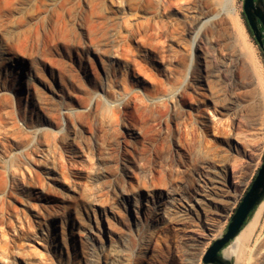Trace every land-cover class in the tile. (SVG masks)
<instances>
[{"label": "rangeland", "instance_id": "obj_1", "mask_svg": "<svg viewBox=\"0 0 264 264\" xmlns=\"http://www.w3.org/2000/svg\"><path fill=\"white\" fill-rule=\"evenodd\" d=\"M244 1L0 0V264H206L264 148V52ZM231 63L234 107L217 112L192 79L217 68L222 95ZM194 115L203 155L226 169L217 182L198 174L193 149L185 171L164 168L178 167ZM133 156L140 174L124 167ZM132 184L170 192L172 207L133 206ZM258 238L264 212L248 246ZM261 258L255 249L248 264Z\"/></svg>", "mask_w": 264, "mask_h": 264}, {"label": "bare ground", "instance_id": "obj_2", "mask_svg": "<svg viewBox=\"0 0 264 264\" xmlns=\"http://www.w3.org/2000/svg\"><path fill=\"white\" fill-rule=\"evenodd\" d=\"M192 46H194L195 48H200V46H201V39L199 38L198 34H196L193 37ZM203 58H204L205 67H206L207 66V62H208V59H207L206 56H204ZM193 59H194V56L192 55L190 57V62H189L188 67L186 69L188 72L192 68ZM234 68H235V66H233V63H231L230 66H227L226 68H223L224 71H226V73H227L226 78L229 81H228V84H227L226 91L222 95L221 94L218 95V96L216 95V93L213 90L215 88L214 85H213L214 82H213V80L209 79V76L211 77L213 75V73L215 74V71H217L216 70L217 68H212L210 70V75L209 76L200 74L198 76H195L192 79V82L194 83L195 87L196 88H199L202 91L200 93L197 92V94H199V95L201 94V96H203L205 99H207V101H211L210 107L213 106L217 112H220L221 111V110H219L220 107L223 108V109H226L228 111H229V109H232L234 107V100L232 98V90H233V88H235V86L237 84V79L233 75ZM207 69H208V66L206 68V71L208 72ZM245 70H246V77H245V79L247 80L248 83L253 82L254 79H255V76L252 73V70L250 69V67H247ZM188 72L185 75V78L183 79V82L176 88V90H179V89L183 88V86L186 84V82L188 80L187 79L188 78ZM221 87H223V86H221ZM221 92H223V91H221ZM196 101H198V98L197 97H193L192 102L195 103ZM210 107L208 109H211ZM211 112H212V114H213L214 117L215 116L217 117V114L213 110ZM189 119H190V122H189L190 123V126L188 125L189 128H188V130L186 129L187 130V135L189 136V138L187 139L186 142H184L182 144V147H180L178 150H176L177 151V155L176 156H177L178 159H177V161L175 163H177L176 165L178 167L173 166V165H171V166L168 167V165H169L168 164L167 165V168L166 167H164V168L166 169V171H167L168 174H174V173H178L179 171H185L186 169L183 168V166L185 165L184 164V161L186 160L187 154L193 149L191 153H194V152L195 153L193 155L194 157L192 158V161H193L194 167L197 170H199L198 171V174H200L202 177H204L205 179L209 180L210 182H217V181H219L218 180V177L221 174V170L226 171V169L225 168H222L221 170H219L218 168L214 167L211 164V160L208 157H206L205 155H203V152L205 150L202 152V144H201L202 141L199 140V135H201V136L204 135L205 129L207 127V125L205 124L206 122H204L205 120L202 119L201 117L197 116V115L196 116L195 115L194 116H190ZM184 136H186V135H184ZM188 136H186V137H188ZM181 140H182V138H181ZM181 142H183V141H181ZM177 143L179 144V142H177ZM206 152H204V153H206ZM125 159H127V158H125ZM140 159H139L138 156L137 157H134L133 156V158L129 159L128 161H126V162L124 161L125 162L124 163V167L127 169V172L128 173L130 171L138 172L139 174H140V172H142L141 164H140ZM187 163H188V161H187ZM172 164H173V161H172ZM222 167H225V166L222 165ZM162 169H163V167H162ZM161 172H163V171H161ZM150 174H152V173L149 172L147 176L150 177ZM161 174L163 175V173H161ZM133 175H135V174H133ZM162 175H161V179H162ZM161 179H159V180H161ZM155 180L156 179H154V181ZM189 181H191L192 187H194L196 185V180L194 178L193 179L192 178L189 179ZM150 185H152V184H150ZM133 186L134 187H132V191H133V194L135 196V201L132 203V200H131V203H132L133 206L138 207L142 203V196L144 195V192H143L142 188H140V186H138V187H136V185H133ZM122 187H124V186H122ZM122 187H121V191H120L121 196L126 198L128 196L127 193H126V187L125 188H122ZM114 191H116V190H114ZM194 191H197L196 190V187L194 188ZM130 192H131V190H130ZM146 194L147 195L143 196L144 197L143 199H146L148 202H150V199L149 198H153L154 200H156V197H157L159 199V202L160 203H159V206L157 208L158 211H159V213L161 212L162 214H165L167 212L168 208L172 207L171 205L173 203V200L171 199L172 195L170 194V192H168V191L164 192L162 190L156 191V189H151V190H147V193ZM263 212H264V202L257 209L254 218L251 219L245 225V227L236 236V238L232 241V243L229 244L223 250V258L224 259H226V260L227 259H232L231 257L233 256V257H236V263L235 264H248L253 259V255H254L255 249L256 250L258 249V251L261 250V256H262L259 264H264V245H263L264 239L263 240H259V238H258L256 240V242L254 243L253 246H251V247L248 246V244H249L250 240L252 239L253 235L255 234L257 228L261 224V220L263 218ZM96 228H99L100 229V221H99V219L97 217H96V224L95 225L93 224L90 227V232L91 233H93V231L95 232V229ZM96 234L98 235V233H96ZM148 239H149V237H148ZM246 248H247V250H249V254H248L247 259L245 260L244 257H243V254L245 253V251H247ZM116 260H118L120 262H124V257H122V255H118L116 257Z\"/></svg>", "mask_w": 264, "mask_h": 264}, {"label": "water", "instance_id": "obj_3", "mask_svg": "<svg viewBox=\"0 0 264 264\" xmlns=\"http://www.w3.org/2000/svg\"><path fill=\"white\" fill-rule=\"evenodd\" d=\"M259 0H245L244 1V14L247 17V21L251 30L254 33L256 40L261 47H264L262 41V34L259 31L257 18L262 22L264 26V11L262 9L254 11ZM263 188L262 191L260 189ZM264 199V185L257 178L250 189L247 191L243 200L238 204L233 213L230 222L227 226V231L217 238L209 248L204 252L203 261L206 264H234L231 259H224L223 254L219 252L228 244L234 240L236 236L245 227L246 222L250 216L254 213L256 206Z\"/></svg>", "mask_w": 264, "mask_h": 264}, {"label": "flooded vegetation", "instance_id": "obj_4", "mask_svg": "<svg viewBox=\"0 0 264 264\" xmlns=\"http://www.w3.org/2000/svg\"><path fill=\"white\" fill-rule=\"evenodd\" d=\"M260 3V2H259ZM258 3V4H259ZM258 4L256 5L255 7V10L254 11H258L260 10L261 8L258 6ZM246 16V15H245ZM247 18V17H246ZM249 24V23H248ZM257 24H258V28H259V31L260 33L262 34V31L264 30V26L262 24V22L259 20V18H257ZM262 41H263V45H264V36L262 35ZM263 49V52H264V47H261ZM259 178L260 179V182H262V185H264V148L261 152V155H260V158L258 160V164L256 166V169H255V172L251 178V181L250 183L248 184L247 188L244 190V192L242 193L241 197H240V200H239V203L243 200L244 196L246 195L247 191L250 189L251 185L253 184V182ZM263 188L260 189V191H262ZM264 202V199L256 206V209H258L260 207V205ZM255 209V210H256ZM227 231V228L225 229V232ZM224 232V233H225ZM233 241V240H232ZM230 241V242H232ZM230 243H228L219 253L220 254H223V250L229 245Z\"/></svg>", "mask_w": 264, "mask_h": 264}, {"label": "trees", "instance_id": "obj_5", "mask_svg": "<svg viewBox=\"0 0 264 264\" xmlns=\"http://www.w3.org/2000/svg\"><path fill=\"white\" fill-rule=\"evenodd\" d=\"M260 1V3H264V0H259ZM263 11H264V8H263Z\"/></svg>", "mask_w": 264, "mask_h": 264}]
</instances>
